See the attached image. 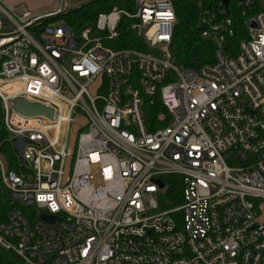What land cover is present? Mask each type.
Returning <instances> with one entry per match:
<instances>
[{
  "label": "built area",
  "instance_id": "1",
  "mask_svg": "<svg viewBox=\"0 0 264 264\" xmlns=\"http://www.w3.org/2000/svg\"><path fill=\"white\" fill-rule=\"evenodd\" d=\"M229 1H199L215 51L192 68L173 59V0L101 11L79 36L0 0L6 140L31 141L18 169L0 143V264H264V4L234 40ZM123 17L146 49L104 43ZM157 94L167 124L151 130ZM19 96L53 117L21 113ZM165 175L181 176L182 203L159 211Z\"/></svg>",
  "mask_w": 264,
  "mask_h": 264
},
{
  "label": "trees",
  "instance_id": "2",
  "mask_svg": "<svg viewBox=\"0 0 264 264\" xmlns=\"http://www.w3.org/2000/svg\"><path fill=\"white\" fill-rule=\"evenodd\" d=\"M200 0H173L178 21L174 28L173 39L171 48L173 52V59L175 63L182 67L198 68L206 62L214 59L215 42L212 39L206 38L202 35V26L200 24ZM211 3L218 0H208ZM232 2L230 0L228 9L230 14L235 18V27L237 28V34L233 38L237 40L241 37V30L245 29V19L248 16L262 7L260 0H255L253 8H250L246 14H243L241 8L234 5L229 8ZM124 7L133 9L134 0H85L79 4H71L66 7L64 11H61L55 15L45 16L40 19L39 28H43L47 23L53 22L57 17L63 16L62 19L66 20L70 24L77 36L86 27H92L94 33L98 31L95 28L96 19L98 13L101 11L111 10L113 7ZM55 18V19H53ZM53 19V20H52ZM52 20V21H51ZM133 22L132 18L123 17L119 23L120 34L117 38L104 40V43L111 45L115 48L121 47H139L146 48L142 38L131 27ZM146 121L149 124V128L152 127L155 119L161 110L164 109L163 104L160 101L159 95L154 96V101L151 103V99L148 98L145 106ZM151 123V124H150ZM7 132L3 123V114L0 106V143L2 142L1 151L5 154L9 168L18 169L19 164L14 152V148L9 141L6 140ZM163 179L167 183V189L165 190L162 198L160 199V208H170L182 203L181 198V176L179 175H165ZM5 196L3 184L0 180V204L2 198Z\"/></svg>",
  "mask_w": 264,
  "mask_h": 264
},
{
  "label": "water",
  "instance_id": "3",
  "mask_svg": "<svg viewBox=\"0 0 264 264\" xmlns=\"http://www.w3.org/2000/svg\"><path fill=\"white\" fill-rule=\"evenodd\" d=\"M83 1L85 0H69V3L79 4ZM224 1L227 2L228 0H224ZM15 107L18 111L26 115L44 114L50 118L53 117V109L46 107L41 103L30 102L22 98V96H19V98L15 100ZM29 142L31 141L25 137H17L12 140L14 152L16 153V155H18L19 160L22 163H25V160L22 157L23 148H24V145ZM159 182H160V186L164 187V183L161 180H159Z\"/></svg>",
  "mask_w": 264,
  "mask_h": 264
},
{
  "label": "crops",
  "instance_id": "4",
  "mask_svg": "<svg viewBox=\"0 0 264 264\" xmlns=\"http://www.w3.org/2000/svg\"><path fill=\"white\" fill-rule=\"evenodd\" d=\"M9 6H13L18 12L29 11L32 15L49 16L61 8L63 0H4Z\"/></svg>",
  "mask_w": 264,
  "mask_h": 264
},
{
  "label": "rangeland",
  "instance_id": "5",
  "mask_svg": "<svg viewBox=\"0 0 264 264\" xmlns=\"http://www.w3.org/2000/svg\"><path fill=\"white\" fill-rule=\"evenodd\" d=\"M262 1V3L264 4V0H261ZM68 3V5H69V0H63L62 1V4H65V3ZM71 5V4H70ZM63 6H65V5H63ZM67 7V6H66ZM132 10H135V8L133 7V9ZM64 12H67V10L66 11H64ZM56 16V15H55ZM63 16L65 17V15H61V16H59V18L57 19V17H55V18H53V19H55L54 20V22H57V23H61V22H63V23H67V21L66 20H64V19H62L63 18ZM52 19V20H53ZM51 20V21H52ZM92 28V27H91ZM93 33H94V30H93ZM107 40V39H106ZM107 44V43H106ZM146 49V48H145ZM148 50H151L152 52H157V50L156 49H148ZM91 90L93 91V87H91ZM104 92V91H103ZM70 94V93H69ZM165 114V113H167L166 112V110H165V108L163 109V110H161L160 112H159V116L161 115V114ZM159 116L155 119V121H154V123H153V125H152V127L154 128V129H156V128H158L159 126H164L165 124H167V121H165L164 122V124H162V125H157V122H158V119H159ZM82 121V120H81ZM84 121H85V119H84ZM84 121H82V123H84ZM151 124V123H150ZM149 125V124H148ZM76 138H77V129L76 128H73V131H72V135H71V145H70V147L72 148V149H75V140H76ZM70 161H71V159L69 160V162H68V165H67V168H68V170H70ZM176 206V205H175ZM166 209H168V208H163V207H161L160 208V210L159 211H163V210H166Z\"/></svg>",
  "mask_w": 264,
  "mask_h": 264
}]
</instances>
